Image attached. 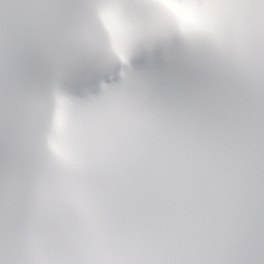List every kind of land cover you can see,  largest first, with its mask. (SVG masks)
Listing matches in <instances>:
<instances>
[{"label":"snow or ice","instance_id":"obj_1","mask_svg":"<svg viewBox=\"0 0 264 264\" xmlns=\"http://www.w3.org/2000/svg\"><path fill=\"white\" fill-rule=\"evenodd\" d=\"M0 264H264V0H0Z\"/></svg>","mask_w":264,"mask_h":264}]
</instances>
